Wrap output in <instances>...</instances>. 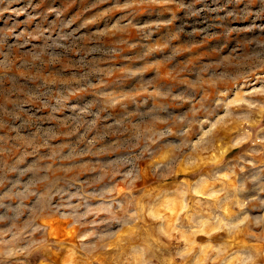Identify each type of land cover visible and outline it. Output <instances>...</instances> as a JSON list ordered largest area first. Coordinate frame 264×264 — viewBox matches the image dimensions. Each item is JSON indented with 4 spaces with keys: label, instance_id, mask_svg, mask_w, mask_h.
Returning a JSON list of instances; mask_svg holds the SVG:
<instances>
[{
    "label": "rangeland",
    "instance_id": "1",
    "mask_svg": "<svg viewBox=\"0 0 264 264\" xmlns=\"http://www.w3.org/2000/svg\"><path fill=\"white\" fill-rule=\"evenodd\" d=\"M9 61L0 264H264V0H0Z\"/></svg>",
    "mask_w": 264,
    "mask_h": 264
},
{
    "label": "clouds",
    "instance_id": "2",
    "mask_svg": "<svg viewBox=\"0 0 264 264\" xmlns=\"http://www.w3.org/2000/svg\"><path fill=\"white\" fill-rule=\"evenodd\" d=\"M69 35L61 36L60 39L68 40ZM57 47H65V46L64 45H57ZM65 50L70 51L71 46L65 47ZM42 57H43V52L38 53V54H32L30 59H25L22 61L21 67L25 68L27 70L35 69V71L40 72L45 63L54 62L51 60L46 61ZM11 64H12V62L9 61L7 66H0V71L7 72L11 68ZM39 79L42 82L37 85L36 90H34L32 92L25 93V95L27 96L26 100L19 101V102L13 101L12 103L14 105H16V104L34 103V102L39 101L42 104H44V106H46V107L50 106V101L53 100L55 97L59 96L60 92L57 91L54 93L52 88L49 87V85H60V84H63V81H58V80H54V79H44L42 76L39 77ZM2 82H3L2 78H0V83H2ZM41 89H43V91H41ZM41 97H44L45 99L41 100ZM60 110H62V105L60 103V100H57V106L52 107V112L55 113V112L60 111ZM7 114H9L7 112V109L3 106H0V127H4L2 117H3V115H7ZM13 118L20 119V115L13 113ZM0 139H2V137H0ZM2 219H3V217H0V220H2ZM8 255H11V253H8Z\"/></svg>",
    "mask_w": 264,
    "mask_h": 264
}]
</instances>
